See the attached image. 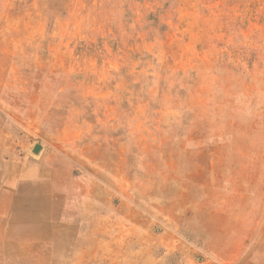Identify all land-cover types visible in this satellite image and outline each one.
Masks as SVG:
<instances>
[{
  "label": "rangeland",
  "instance_id": "rangeland-1",
  "mask_svg": "<svg viewBox=\"0 0 264 264\" xmlns=\"http://www.w3.org/2000/svg\"><path fill=\"white\" fill-rule=\"evenodd\" d=\"M1 157L100 185L69 264H264V0H0Z\"/></svg>",
  "mask_w": 264,
  "mask_h": 264
},
{
  "label": "crops",
  "instance_id": "crops-1",
  "mask_svg": "<svg viewBox=\"0 0 264 264\" xmlns=\"http://www.w3.org/2000/svg\"><path fill=\"white\" fill-rule=\"evenodd\" d=\"M2 162L6 163V169L2 168ZM12 162L15 165L14 170L10 162H4L0 158V173L8 181L10 179L9 182H13L12 185L0 180V186H12H8L11 189L0 187V194L14 195L12 199L7 197L5 205L0 206V223L2 216H6L4 225L0 226L1 263L16 261V264H46L42 261L53 260L56 264H69L68 260L72 261L73 257H77L74 254L78 253L79 223L84 218L89 219V214L84 209V205L88 203L85 196H95L96 192L103 194L100 185L95 181L92 184L87 183L80 194H77L80 201L63 200L58 194L59 187L65 184L72 189L76 184L75 181L68 180V177L63 178L64 171L61 168H49L45 159L34 168L27 164L21 165L17 160ZM2 197L1 195L0 198ZM64 209L74 211L69 216L63 214ZM64 217H70L66 224L71 232L68 236L60 233L56 220L52 219ZM15 226L19 227L17 231L13 230ZM86 227L89 228L88 223ZM84 235L81 234L82 238ZM6 251L9 255L4 253Z\"/></svg>",
  "mask_w": 264,
  "mask_h": 264
},
{
  "label": "bare ground",
  "instance_id": "bare-ground-1",
  "mask_svg": "<svg viewBox=\"0 0 264 264\" xmlns=\"http://www.w3.org/2000/svg\"><path fill=\"white\" fill-rule=\"evenodd\" d=\"M9 189V188H8Z\"/></svg>",
  "mask_w": 264,
  "mask_h": 264
}]
</instances>
